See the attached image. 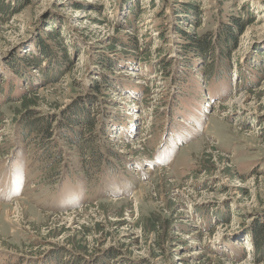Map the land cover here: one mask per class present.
<instances>
[{"label":"rangeland","instance_id":"rangeland-1","mask_svg":"<svg viewBox=\"0 0 264 264\" xmlns=\"http://www.w3.org/2000/svg\"><path fill=\"white\" fill-rule=\"evenodd\" d=\"M0 203V264H264V0H0Z\"/></svg>","mask_w":264,"mask_h":264},{"label":"trees","instance_id":"trees-1","mask_svg":"<svg viewBox=\"0 0 264 264\" xmlns=\"http://www.w3.org/2000/svg\"><path fill=\"white\" fill-rule=\"evenodd\" d=\"M193 42L196 44V45H198L200 48H203V47H205V46H207L208 45V40L206 39V38H199V39H195V40H193ZM43 52H46V49L45 48H43V49H41ZM65 57L67 56L66 54L64 55ZM81 117H76V118H74V119H72V121H78L79 123L78 124H86V125H90V122H89V118L87 119V117H88V115L87 116H85L84 117V119H85V122H82L81 121V118H82V115H80ZM82 134H84L83 132H81V133H79V134H77V137H76V139H75V141L74 142H72V141H69L70 143H74V144H78V142L79 141H81V143L83 142V140H84V136L82 135ZM81 135V137L79 138V141H77V139H78V136H80ZM80 144V143H79ZM255 233H256V235H254V234H252L253 236V238H254V242L256 241V239H255V237H258V241H256L258 244H260V243H262L263 244V242H264V228H263V230H256L255 231ZM252 238V239H253Z\"/></svg>","mask_w":264,"mask_h":264},{"label":"bare ground","instance_id":"bare-ground-1","mask_svg":"<svg viewBox=\"0 0 264 264\" xmlns=\"http://www.w3.org/2000/svg\"><path fill=\"white\" fill-rule=\"evenodd\" d=\"M3 206V204L2 203H0V207H2Z\"/></svg>","mask_w":264,"mask_h":264}]
</instances>
